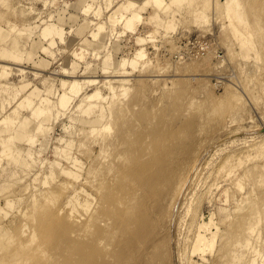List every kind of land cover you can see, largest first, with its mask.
<instances>
[{"label": "rangeland", "instance_id": "rangeland-1", "mask_svg": "<svg viewBox=\"0 0 264 264\" xmlns=\"http://www.w3.org/2000/svg\"><path fill=\"white\" fill-rule=\"evenodd\" d=\"M227 1L160 0L157 4L156 0H0V55L6 53L0 58V232H17L25 226L23 229L28 227L32 232L36 221L33 216L42 213L32 211L30 205L49 188H56L60 194L56 207H65L63 215L72 209V199L73 204L74 199L85 203L88 195L97 200L90 180L86 181L93 164L101 168L110 165L124 147H148L150 137H146L152 133V152L158 154L157 148L162 145L161 153L158 151L157 156L148 152L154 156L148 157L139 151L134 157L140 156L138 165L144 171L139 182L148 183L155 172L157 183L154 188L136 193L131 204L120 207L123 211L114 206L113 210L121 212L114 210L112 217L121 218L117 227L122 230L112 233L109 253L120 255L112 259L115 254H110L107 263L232 264V258L242 250L238 241L247 235L246 220L249 215L254 217L252 210L257 209L260 223L249 236L254 248L242 247L245 258L240 264L250 263L251 257L256 258V264H263L262 255L256 257L253 251L258 246L264 254V182L254 168L256 163H264L258 156L264 152V0H234L248 25L262 29L258 36L256 27L252 41L242 43L244 47L227 27V16L223 15ZM133 13L140 19L137 17L127 27ZM171 16L176 20L172 21ZM50 27L58 32L45 37ZM15 42L19 45L11 50ZM139 50L145 56L136 60ZM75 83L83 86L78 95L71 91ZM111 86L118 94L113 106ZM121 88L128 92L125 94ZM96 91H100L101 98L94 102L104 107L107 116L124 103H136L130 105L126 115L132 134L128 135L131 139L126 136L131 141L126 138L124 142L130 143L118 148L117 154V149L110 150V155L103 158L98 156L99 147L92 140V146L86 147L89 143L84 132L108 120L113 128L104 134L117 136L122 126L119 128L113 119L101 121L95 114L86 116L83 110L89 103L84 98ZM63 95L66 106L61 101ZM27 100L30 106H26ZM36 111L38 116H34ZM9 117L14 118L12 130L4 121ZM143 147H139L141 151ZM120 163L116 161L117 169ZM124 163L120 167L128 166L125 169L136 164L134 159ZM64 170L77 173V177L71 180L73 175L69 177ZM149 171L152 175L147 174ZM46 177V186H42ZM67 182L68 190L56 186ZM119 182L120 186L113 183L119 190H113L124 196ZM77 188H82L81 192ZM129 207L133 215L127 214ZM76 210L81 213L80 207ZM55 215L57 220L63 216ZM63 219L66 224L67 219ZM147 231L146 240H154V245L143 238ZM26 235L20 239L27 241ZM139 243L155 246L148 249L160 255L143 261L145 251L138 250ZM36 257L39 259L31 255L28 264H35Z\"/></svg>", "mask_w": 264, "mask_h": 264}, {"label": "bare ground", "instance_id": "bare-ground-1", "mask_svg": "<svg viewBox=\"0 0 264 264\" xmlns=\"http://www.w3.org/2000/svg\"><path fill=\"white\" fill-rule=\"evenodd\" d=\"M159 2H160V0H156V3L157 4ZM197 3H199V1ZM197 3H196V5H197ZM205 3L206 2H203V6H205ZM236 3L237 2L234 1V0H228L227 2H224V4H223L224 5L223 7H225V11L223 10L224 8L221 9L222 7L219 8V9L221 11L223 10L225 12V13L223 12V15L224 16H227L225 18L226 19L225 21H228L227 27L229 26L231 28L230 30H232L233 34L236 35V38L235 39L241 40V44L243 43L245 45V43L248 44V43H250L252 41V38L254 37L256 30H257L256 31V34H258V33H260L259 31H261L262 29L259 30V28L257 27L258 25L256 26V24H254L255 26H253L251 23H250L251 25H248L249 22L247 23L245 14L241 10L240 5L237 4L236 6H234ZM199 4H198V6L200 7L201 5H199ZM130 5H132L134 7L135 4L134 3H131ZM203 8L200 7V10L201 9L203 10ZM195 9H197V8H195ZM205 10H207V8H205L204 11ZM198 11H199V8H198ZM194 13L199 14L195 10H194ZM201 14H200V16H202ZM138 16L139 15L133 13V16L131 17V19L127 20L128 21L127 27L128 26L131 27V24L133 23V20H135ZM203 16H204V14H203ZM224 16H223V18H224ZM171 17H173V16H171ZM220 18H221V16H220ZM227 18L229 20H227ZM137 19H140V17H138ZM174 20H176V19L174 18L172 21H174ZM170 23L173 25L172 22H170ZM170 23H169V26H170ZM256 27H257V29L255 30ZM54 32H58V31L56 29H54L53 27L48 28L46 30L45 37H48L49 34L54 33ZM235 35H234V37H235ZM258 36H259V34H258ZM243 44H242V47H244ZM18 45H19V43L18 42H15L13 44V46L11 47V50H14L15 47L18 46ZM253 47H256V46L253 45ZM253 47H250V49L252 48V50H253ZM7 53H9V52H7ZM144 56H145L144 52L141 51V50H139V52H136V56L135 57H136V60H138V59L141 60V59L144 58ZM1 57L2 58L6 57V53H4V54L2 53L0 55V58ZM2 58H1V60H2ZM127 63H128V61H127ZM132 63L134 65H136L137 64V61H135L133 59V62ZM146 66H148V65H146ZM0 80H1V78H0ZM87 83L88 82H86L85 85ZM82 89H83V86H80L79 84H76V83L71 87V91L74 94H76V95H78ZM114 90H115V88L111 86V91L114 92ZM121 90H123V92H125V94L128 92L127 88H123V89L121 88ZM122 93H120L119 95H121ZM100 95H101L100 94V91H96V92L92 93L91 95L86 96L84 98V102H88L89 103V106L87 108H85V110H83L84 113L87 112L86 113V116L88 114H89V116H93L95 114L96 117L98 116L99 117V120H101V121H104L105 119H109V120H112L113 119L116 123H118L120 125L119 128L122 126L121 129H120L119 134L116 133L117 136L116 135H112V134H111L112 136L110 134L107 135L108 134L107 132H110L111 133V130L113 128V126H112V124H111L110 121H109L110 123L109 122L107 123L108 120H105V122H103L105 124H102L99 121L97 123V124H101V126L99 128L92 127L89 130H86L84 132V134L86 133L85 135H87L88 136L87 138L89 139V141L87 139V142L89 143L92 140L93 141V144L99 147V151L97 152V150H96V152L99 154L98 156L99 157H102V156L105 157L106 154L110 155V152L109 151L110 150H113L114 148H115L114 150L117 149L115 151V154H117L116 152L118 151V148L120 149L121 146L124 147L125 144L128 143V142L126 143V141L124 142V140H127L126 138H128V137L130 138L131 137V136H128V135L132 134V132H131V130H132L131 128L132 127H130V128L128 127V125H129V123L131 121H129V123L127 125V121L129 119V117L127 119L126 118V115L129 114L128 112L132 108L130 105L135 106L136 103L134 102V105L132 103L131 104H128V105H124L125 104L124 103L123 104V107L125 106L124 108L119 106L120 108L118 107L119 108L118 111H116L117 107L114 108V109H111L112 111L111 112H108L109 114H111V116H109V114L107 116L106 115V112L104 113V107L101 104H99L97 102H94L96 99H100L101 98ZM117 95L118 94L115 91L114 92V95H113V100H112L113 103L111 104V106L117 104V100H116ZM27 101H28L27 103L25 102L26 106L27 105L30 106L31 105V102L29 100H27ZM61 101H62L63 105L67 102L65 95H63ZM119 103H118V105H120ZM191 105H193V104H191ZM65 106H66V104H65ZM79 108H82V105ZM38 112L39 111H36L34 113V116H38L39 115ZM112 112H114V113L112 114ZM81 116H83V114ZM98 117H97V119H98ZM13 119L14 118H11V117L4 119V121H6V124L11 125V128H8V130H12V128H13V125H14ZM88 119L89 118H87V120ZM130 119H131V117H130ZM138 119H139V116H138ZM121 121H122V123H121ZM136 124H137V122H136ZM145 127L147 128V126H145ZM38 128L41 129V127H38ZM117 128H118V126H117ZM142 128H143V126H142ZM129 129H130V132L131 133H129ZM139 129H141V128H138L137 130H139ZM147 129H145V130L147 131ZM135 130L136 129H134V131ZM137 130H136V134L138 132ZM146 131H144V132H146ZM104 133H107V134L105 135ZM133 134H135V133L133 132ZM138 134H141V133L139 132ZM151 134L148 135V133H147L148 137H146L147 135H145V137L146 138H149L150 137V139H151V137L153 136V134L152 135ZM123 135H125L124 136L125 139L122 138ZM126 136H128V137H126ZM89 137H93V138L90 139ZM121 138H122V140H121ZM129 138H128V140H129ZM150 139L148 140V144L146 142H144V146H145V144H147L148 147L147 146L146 147L139 146L140 148L141 147L144 148V150L142 148V151H141V149L139 147L137 148V150L136 149L135 150H132V148H128V147H127L128 150H126L127 148L124 147L125 148L124 150H126V151H124L123 148H121L120 150L121 151L123 150V152H121L119 150L120 152H118V154L116 155V158L114 157L115 158L114 162H110V165L108 163L109 166L108 165L106 166L104 164L106 166V167H104V165L102 164L103 166L101 168L99 166H96L95 167V164H93L94 166L92 168L89 167L90 169H89V172H88V176L90 175L89 176L90 178L87 179L86 181L90 180V181H88V183H90V185H91L90 187H92V190H95V192H96L95 195H97L98 198L96 196L97 200L94 199V198L92 199L90 195L86 196L87 193L85 194V191H83V193H84L83 196L84 195L86 196L85 197V203L83 201V202H81L79 204L78 202H80V201H78L76 199V201H78V202H76L75 199H74V204H73L72 203V200L73 199L71 201L69 200L70 201L69 203H71L73 205V207L71 205L72 209L70 208L71 210L69 211V213L64 214L65 216L63 215V211H64V208L65 207L64 206L63 207H58V208L56 207L57 201H58L59 195H60V194L57 193L58 192L57 190H54L56 188H49L48 190L46 189V191L40 192L39 197L34 198L33 203L30 205V209H32V211H34V210H40V213H42V214H40L39 217L33 216V218L36 221L32 225V232H30V229L28 227L26 228V229H28L27 231H29L31 233L30 234L28 232L30 234V235L28 234L29 239L27 241H25V240L23 241V240L20 239V237H22L23 235H26V232H25L26 229H23L26 226L23 227V228H21V229H19L17 232H15V231L13 232V230H11V229H6V230L0 232V264H28V262L31 261V255L33 256V258H34V255H36V256L38 255L39 259L36 257L38 259V261L39 260L40 261H43L42 263H39L36 260L39 264H103L104 261H105L106 264H108L107 263L108 261H106V258H109V257L111 258V255H114V254L115 255L112 257V259L115 256H116L115 258H118L117 257L118 253L115 252V251H113L114 248L112 249V251L114 253L113 252H112L113 254H111V252L109 253V249H110L109 241H110V239L112 238V236L114 237V234L115 233H117V232H119V231L122 230V229H120V228L117 227V225H121V222H122V220H120L121 218L120 219L119 218L118 219H115V217H112V213L114 212V210L117 209L116 208V209L113 210L114 206L115 205L116 206L118 205L117 207L120 209L121 206H126L128 204H131L132 201L136 198V193H139V191H141L142 189H146V187H147V189H148V187L149 188H154L155 185H156V183H157L158 175L157 174L155 175V172L153 173L154 176L149 180L148 183H146L147 181L145 182V180L143 182L142 181L139 182V180L143 176L142 174H143L144 171H142V168H141L142 165H140L141 167L138 165V163L141 162V159L139 158L140 156H138V158H135L134 157V156L137 157V155H135V154H138L139 151L142 154H146L148 157H151V156L154 157L153 154L155 153V151L152 152L153 150H152V148L150 146L151 144L149 143ZM9 140H10V137L8 138V141ZM132 140L134 141L135 139H132ZM129 141H131V140H129ZM140 141L141 140H139V142ZM80 143H81V145L85 146L82 142H80ZM89 144L86 147H89L90 148L92 146L91 145L92 143L90 145ZM128 144H127V146H128ZM139 144H143V140H142V143H139ZM158 144H160V142ZM131 146H133V145H130V147ZM136 146H134V147L136 148ZM134 147H133V149H134ZM160 147H162V145ZM160 147H158L157 149L161 153V150L162 149L159 150ZM149 148H151V150ZM84 151H85V149H84ZM84 151H82V152H84ZM86 151L89 152L90 150L88 151L87 148H86ZM158 151H157V153L160 154ZM259 151H257V152H259ZM85 152H84V154H85ZM148 152L149 153H153V154L150 155ZM158 154H156V155L158 156ZM260 154L261 153H258L259 158L261 156L262 159H264V157H263L264 152H263V154H261V155ZM66 155L69 156L68 153L67 154L65 153V156ZM111 155H112V152H111ZM146 155H145V158H146ZM98 156H97V158H98ZM70 157H71V155H70ZM70 157H68V158H70ZM143 157H144V155H143ZM130 159H134V163H136L134 165V168L132 167V169H130V168L129 169H125V168H128V166L125 167V168L120 167L121 163L124 165L125 164L124 162H129ZM148 159H150V158H148ZM163 159L164 158H162V160ZM142 160H144V159H142ZM150 160H153V158L150 159ZM150 160H148V161H150ZM71 161L69 159V162H71ZM73 161H74V159H73ZM116 161L118 163L121 162L119 164L118 169L116 167L117 166L116 165ZM75 162L77 163V160L76 159H75ZM260 162H261V158H260ZM74 163H73V165H74ZM261 163L262 164L261 165L259 164L258 166H256L258 164V163H256V165L254 166V168L256 167V171L260 174V175H258V178H260L259 176H261L260 179L263 180L262 181V180L259 179L260 182L261 181L264 182V163L263 162H261ZM98 165H100V164H98ZM257 167L259 168V170H257ZM50 171H51L50 173L52 174V170H50ZM63 173L67 174L69 177H71L73 175L71 177V180H72L73 177L74 178L77 177V175H76L77 173L72 174V173H70V171H66V170H64ZM147 174H150V171ZM150 175H152V174H150ZM50 176L48 177L49 179H50ZM52 177H53V175L51 176V178ZM79 177L80 176L78 175V178ZM133 177H135L134 178L135 180L134 181L133 180L131 181L130 178L133 179ZM78 178H77V180H79ZM86 178H88V177H86ZM148 178H150V177H148ZM46 179H47V177L44 179L45 180V182H44L45 185L43 184L42 186H46V182H47ZM73 180H76V179H73ZM120 180L122 181L121 186L123 187V189L125 191L123 192V189H121L122 187H120V190H122L123 195L126 194V195H124L125 197L124 196H121V194H122L121 192H119V194H120L121 197L118 196L119 195L118 192H117L118 195H116L115 194L116 192L113 190V188L116 190V188L113 185V183H115V185L116 184L118 185L120 183L119 182ZM72 182L73 181H71L70 183H72ZM116 182H119V183H116ZM124 183H126V184H124ZM69 185L70 184L67 182V184H64V183L63 184H59V185L57 184L56 186L63 187V188H66L67 189V188L70 187ZM111 185H113L114 187L111 186ZM261 185H263V184L261 183ZM82 186H83V184H82ZM119 186H120V184H119ZM81 189L82 188H80V190L78 189L79 192H81ZM118 190H119V188H118ZM118 190H116V191H118ZM74 192H75V189H74ZM74 192H73V194L75 195L76 193H74ZM76 192H77V194L79 193L78 191H76ZM75 196H73V198ZM83 196H81V197H83ZM116 196H118V198H116ZM71 198H72V196H71ZM147 198H145V199H147ZM82 199H84V198H82ZM43 201L46 202V203H42ZM147 203H148V201H147ZM147 203L145 202V204H147ZM11 204H10V206H11ZM67 205H68V203L65 206H67ZM7 206H8V202H7ZM49 206H51V208H48ZM53 207H54V209H56V211H54ZM78 207L81 208V213L80 212H77V210H76V212H74L75 209L78 208ZM143 208H144V206H143ZM128 209H127V211H129V212L126 211L127 214L133 215V208L132 207H129ZM49 210H51L53 213H51V211H49ZM120 210L123 211V209H120ZM120 210L117 209V212H119ZM141 210H142V208H141ZM256 210L255 209L252 210V212L254 211L253 213L255 214V216H254L255 218L252 217V215H249V218H251L249 222H247L249 218L248 219L246 218L247 219L246 220V226H245L246 228L244 230H245V232H246L247 235H245L242 238V240L240 239V241H238V243H239V245L241 247L240 249H242V250H243V248H242L243 246H245V248H246V247H248L250 245L251 248H254V246L252 247V245L250 243L249 236H251L250 235L251 232H255V230L257 229V227H258V225L260 223V220L256 217L257 214H258V212ZM73 213H74V215H73ZM75 213H76L77 216H75ZM55 214H57L58 217H59V214H60V216L62 214L63 215L62 217H64L65 219H67L69 222L67 220L63 219L62 217H61V220H57L58 218H56V215ZM135 214H136V212H135ZM9 215L12 216V214H9ZM134 216H136V217H134L135 220L138 221L137 214L134 215ZM54 217H55L56 220L53 219ZM128 218L131 219V220H133L130 217H128ZM62 219L65 220V223L66 222L67 223L64 224V222H62ZM135 220H133L134 224H136V221ZM22 222H24V221L22 220ZM141 222H143V223L145 222L144 216H141ZM68 223H70V225ZM2 225H3V223H2ZM113 225L116 226V227L113 228ZM20 226H22V225L20 224ZM16 227H18V226H16ZM206 229H207V227H206ZM125 231H130V229H125ZM112 233H114V234H112ZM26 236H24V237H26ZM148 236H149V231H147L146 235H143V238L145 239V241H147L146 239L148 238ZM252 236L254 237V235H252ZM255 241H256V239H255ZM36 242H38V243H36ZM147 242L148 243H151L152 245H154L153 244L154 240L151 241V242H149V241H147ZM34 244H35V246H33ZM119 244H117V246L115 245V248L117 247L116 248V251H119L118 249H119V247L121 245V244L120 245ZM31 245H32V247H31ZM151 246H147V245L144 246L143 243H139L137 245V248H138L139 251H141V250L142 251H145V252H142V260L143 261H145L146 259L147 260L148 259H153L155 256L160 255L159 254L160 252H158V253H156V255H154L152 253V251H150L148 249ZM28 247H31L32 248V251H28ZM152 248L155 249V246H152ZM242 250L241 251H238V253L235 254L234 258H232V262H233L232 264H240V261L245 258L244 257V253L242 252ZM245 250L246 249H244V251ZM252 250L253 249H251L250 251L252 252ZM261 252L262 251H260V249L257 246V249H255L253 251V254L256 253L255 254L256 257L262 255V260H263V264H264V254H262L263 252L262 253ZM245 254H246V251H245ZM71 256L73 257L72 259L70 258ZM103 257H105V259ZM251 258L252 259L249 258L250 259V263H247V264H256V261H257L256 258L255 257H251ZM36 261H35V264H36ZM109 261L111 262L110 259H109Z\"/></svg>", "mask_w": 264, "mask_h": 264}]
</instances>
